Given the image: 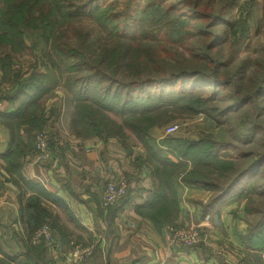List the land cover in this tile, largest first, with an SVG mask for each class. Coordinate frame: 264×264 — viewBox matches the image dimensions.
I'll return each mask as SVG.
<instances>
[{"label":"trees","instance_id":"trees-1","mask_svg":"<svg viewBox=\"0 0 264 264\" xmlns=\"http://www.w3.org/2000/svg\"><path fill=\"white\" fill-rule=\"evenodd\" d=\"M70 1L16 0L12 13L0 9V42L3 45L10 44V48L14 50H20L23 47L24 25L32 28L40 26L43 30H48L66 20L82 17L95 21L109 36L117 38L115 45L108 51H103L95 60L92 75L99 78L100 85L96 91L98 95H80L78 92L83 84L77 88L72 119L74 129L72 125L71 127L73 130L78 127L84 129V135L78 134L79 136L103 139L116 137L122 144H125L124 128L134 135L144 149L145 156L138 159L141 163L151 165L158 183L152 199L136 206L138 213L149 218L157 229L171 224L177 216V202L171 197L172 194L174 196L171 178L184 170L187 164H190V168L181 180L212 191L211 198L201 203L203 212L225 197L244 177L256 176L264 165V132L258 120L264 112V106L258 100L264 97V68L258 74L257 84L252 89L242 87L239 82L246 59L239 60L237 71L222 74V70L236 57L240 45L248 37L247 11L239 20L225 17V10L236 0H119L121 9H115L112 2L101 4L104 0H81L76 4L71 2L72 6L68 7ZM251 3L252 0H248L247 5ZM18 13L22 15V20L16 22L12 16ZM230 36L228 57L222 60L219 53L221 43ZM144 38L149 42H160L163 52L166 50L165 46L181 48L185 51L184 54L175 53L183 59L181 64L176 69L171 67L155 74H152L154 70L164 66L153 62L152 57L142 66L136 58L122 66L125 41ZM68 53L71 52L68 50ZM73 55L84 59L77 49H74ZM10 57L9 54L0 57L1 82L7 83L5 87H8L0 95V102L8 104L7 108L0 109V124L9 133L8 145L2 158L5 169L16 176V185L22 184L24 189L29 190L36 188L37 194H30L20 206V215L26 223L27 240L43 224H48L52 230L58 229L53 218L41 206L39 194L52 200L53 198L41 192L36 184L26 180L20 172V158L33 147L35 132L47 128L50 119L56 116L53 115V108H44V98L51 89L44 83L40 73L32 70L24 74L12 69ZM101 61L106 63L100 65ZM189 62L198 65L187 66L189 64L186 63ZM121 71L133 73L134 77L130 80H118L117 75ZM220 89H228L222 97L229 102L223 106H218L219 103L215 102ZM108 111L120 116L121 123L117 124L107 114ZM215 111L217 112L214 113ZM236 111H241L238 126L242 135L235 137L242 145H249L260 134L259 143L263 147L256 151L253 158H249L252 152L241 153L242 159H248L245 163V159L238 162L221 156L220 151L227 148L229 142L218 144L207 135L182 140L176 151L170 150L169 156L158 154L150 143L149 132L153 127L166 124L178 116L203 113L215 119L217 115L223 116ZM48 133L50 152L55 142V131ZM23 134L26 135V140L23 139ZM122 200L123 198L114 206L119 205ZM247 232L248 236L241 240L256 253L251 254L254 257L253 264H264V214ZM23 248V255L33 258L36 264L42 263L40 256L44 252V243L32 246L24 241ZM7 263L6 256L0 258V264Z\"/></svg>","mask_w":264,"mask_h":264},{"label":"crops","instance_id":"crops-1","mask_svg":"<svg viewBox=\"0 0 264 264\" xmlns=\"http://www.w3.org/2000/svg\"><path fill=\"white\" fill-rule=\"evenodd\" d=\"M4 105L7 103L0 102L1 110ZM64 125L68 127L64 129ZM55 126V142L48 160L37 161L31 149L20 158L22 176L53 198L39 194L41 206L58 227L52 230L54 252L50 254L45 247L41 264H79L68 255L76 242L94 245L87 264H222L221 261L232 264L233 250L220 254L217 249L221 248L218 244L224 245L220 239L217 241L219 236H230L231 223L223 220L214 225L205 221L208 216L213 219L214 215H221L228 204L203 212L201 203L207 202L211 193L183 182L176 174L172 176L174 196L171 197L177 202V216L171 224L202 225L207 238L202 246L206 250L173 246L168 239L169 224L157 229L149 218L135 210L137 205L148 203L158 187L151 165L138 159L144 155L142 148L135 147L139 150L135 156L133 146L130 149L116 137L81 138L71 134L65 121L56 120ZM153 130L149 132V140L161 156H169L170 150L176 151L180 146L181 142L172 147L170 143L159 146L157 140H152ZM23 139L26 140L25 134ZM8 141V130L0 124V258L6 256L7 264H36L22 253L27 228L20 206L30 194L37 192L36 188L29 190L22 184L16 185V176L4 171L2 154ZM123 175L128 178L127 196L117 206L101 208L98 200L103 186ZM230 237L234 248L242 247L237 234L231 233ZM213 240L216 242L212 243Z\"/></svg>","mask_w":264,"mask_h":264},{"label":"rangeland","instance_id":"rangeland-1","mask_svg":"<svg viewBox=\"0 0 264 264\" xmlns=\"http://www.w3.org/2000/svg\"><path fill=\"white\" fill-rule=\"evenodd\" d=\"M15 1L16 0H0V9L2 11L8 10V12L12 13L14 11ZM71 2L72 4H76L81 2V0H71L70 4H67L68 7L72 6ZM111 2L114 4L113 7L115 9L122 8V4L119 0H104L101 4L107 5ZM247 2L248 0H236L232 6L225 10V17L231 20H239L245 15L246 11L248 12V37L246 41L240 45L236 57H234L229 62L228 66L222 70V74H230L237 71L239 60L246 59L247 62L245 67H243L242 79L239 82H241L242 87L245 86L252 89L253 86L257 84L258 74L264 68V0H252V3L249 6L247 5ZM12 17L16 22L22 20V15L20 13L14 14ZM145 39L146 38L141 40L131 39L125 41L126 47L124 55L121 59L122 66L131 62L134 58H136V61L140 64V66H142L143 63L145 64L146 60L152 57L153 62L164 66L158 68L157 71L154 70L152 74H155L157 72H162L163 69L168 70L171 67L176 69L181 64L183 59L180 55H175L176 52L180 54L185 53V51L181 48L175 49L173 47L165 46V49L172 53L170 55L166 50L163 52V49L160 47V42H149ZM230 40L231 36L228 37L225 42L221 43L222 45L219 53L222 60L228 57V44ZM117 41V38L109 36L95 21L82 17L72 21L66 20L64 23L55 25L53 28L48 30H43L40 26L32 28L24 25L22 27L23 47L20 50H14L12 47L10 48V44L6 43V45H3V42H0V57L5 54H9L11 56L10 60L12 69L22 71L24 74H28L32 70H36L40 73V77L44 80V83L49 85L51 89V91L45 96L43 105L45 109L50 107L53 108V115L56 117H52L50 119L47 128H43L44 130L41 129L35 132L34 145L31 148V152L33 153L35 159L37 158V152L35 151L36 135L41 131H54V127L56 128L57 124H59L57 122L55 126L56 120L67 122L69 124L71 134L84 135V129H80L78 127L76 130H73L74 126L72 124V119L74 118V108L76 106V103L74 102V95L77 93V88L82 84L83 86L81 90H79L78 94H85L89 97L92 95H98V92L96 91L97 87L100 85L98 82L99 78L92 75L96 64L95 60L100 57V54L103 53V51L111 49ZM74 49L79 50L84 56V59L80 56H74ZM68 50L71 53H68ZM105 63L106 61H101L100 65H104ZM186 64H189L187 66L190 67L198 65L197 63L192 62ZM102 68H104V66H102ZM221 68H224V66ZM1 74L2 71L0 70V95L8 89V87H5L7 83L1 82ZM117 76L118 80H130L134 77V74L127 73L126 71L123 73L121 71ZM102 80L105 79L102 78ZM85 84L87 85L86 87ZM103 84H105V82ZM113 87L115 86L113 85ZM226 90L228 89L219 90V95L215 101L219 103L218 106H223L226 102H229L224 100L222 97V94H224ZM258 100L261 101L260 104L264 106V97ZM3 103L6 104L5 101ZM6 107H8V104L6 106L4 105L3 109ZM216 112L217 111L214 113ZM107 114L117 124L121 123L120 116L117 114L111 111H108ZM240 117L241 111L232 112L223 116L217 115L215 116V119H212L203 113L178 116L175 119L173 118L168 121L166 124L153 127L154 130L152 132V140H157L159 146L170 143L172 147L182 142L184 139H197L200 136L207 135L211 140L217 142L218 144L221 142H229L228 147L222 149L219 154L225 158L238 160L239 162L245 159L240 157L241 153L252 152L249 158H253L256 151L261 148L263 149L262 145L259 143L260 134L256 135L253 142L249 145H242L240 140L235 137L236 135H242V130L238 126ZM258 120L260 121L261 128L264 132V112L258 117ZM171 124L176 125V131L173 134H165V127ZM67 127V125H64V129ZM124 132L126 135L125 145H127L130 149L133 146L132 150L136 154L135 156H138L139 150L135 147H141L144 151L143 147L127 128H124ZM79 137L87 138L91 136ZM162 148V150L165 149V147ZM246 160L248 159L246 158L244 163ZM2 167L8 174L9 172L5 169V165ZM189 168L190 164H187L184 170L176 173V177L181 179ZM122 177L128 186V178L125 175ZM101 192L98 200L100 207L103 209L112 208V206L116 203L108 206L102 205L100 198ZM210 193L209 199L212 196V191ZM227 195V197H223L210 208L212 210H218L227 204L229 207H227L221 215L220 213H218V215H214L213 219L211 216L206 217L205 221H209L214 225L217 224V221L222 222L223 220H227V222L231 223L228 228L230 236L231 233L232 235L237 234L239 238L238 241H240L239 243L242 247L238 246L234 248L233 244L230 243L232 237L227 235L222 238L219 236L217 241L220 239L224 245L218 244L221 248L217 249L220 251V254L226 253V251L230 253L231 250H233L234 253L231 254L235 259L231 260L232 264H253L254 257L252 255L256 253L253 252L254 250L252 248H247L241 238L248 236L247 230L250 229L251 226L255 224V222L258 221L264 214V165L261 167L256 176L250 175L244 177ZM215 213L217 214V212ZM187 226L194 225L188 224L185 226H179L169 224L167 231L168 237L171 235L173 230L176 231ZM200 234L202 239L198 242L199 244L194 246L203 250L205 248L202 246L207 243V238L202 225L200 227ZM215 234L216 233H214V235ZM26 242L29 245H32L29 241L26 240ZM211 242L215 243L216 241L213 240ZM75 245L89 247L91 249L90 255L85 264L90 262L94 253V245L86 244L84 242H76L74 243V246ZM194 246L191 248H194ZM69 247L71 248V246ZM249 260H251L250 262L252 263H250ZM221 263L227 264L224 261H221Z\"/></svg>","mask_w":264,"mask_h":264},{"label":"built area","instance_id":"built-area-1","mask_svg":"<svg viewBox=\"0 0 264 264\" xmlns=\"http://www.w3.org/2000/svg\"><path fill=\"white\" fill-rule=\"evenodd\" d=\"M176 131V125L171 124L165 127V134H173ZM50 135L47 131H41L36 135L35 151L37 152V161L43 162L49 159L50 152L48 150V142ZM128 186L123 177L116 180L108 181L101 192V203L103 206L113 205L125 197ZM201 225L187 226L179 230H173L168 237L173 246L192 247L199 244L202 239L200 234ZM53 231L48 224H43L34 230L31 236L27 239L32 245H38L44 242L50 254H53L56 247L53 241ZM89 247L73 245L69 250L68 255L73 261L79 264H85L90 255Z\"/></svg>","mask_w":264,"mask_h":264}]
</instances>
